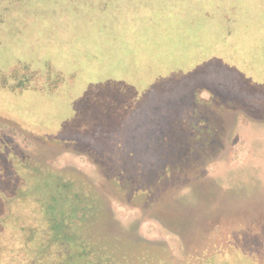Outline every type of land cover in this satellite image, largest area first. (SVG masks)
Listing matches in <instances>:
<instances>
[{
    "label": "rangeland",
    "instance_id": "obj_1",
    "mask_svg": "<svg viewBox=\"0 0 264 264\" xmlns=\"http://www.w3.org/2000/svg\"><path fill=\"white\" fill-rule=\"evenodd\" d=\"M60 182L100 259L264 264V0H0V214Z\"/></svg>",
    "mask_w": 264,
    "mask_h": 264
},
{
    "label": "trees",
    "instance_id": "obj_2",
    "mask_svg": "<svg viewBox=\"0 0 264 264\" xmlns=\"http://www.w3.org/2000/svg\"><path fill=\"white\" fill-rule=\"evenodd\" d=\"M160 141L164 140L158 138L159 146ZM154 144L155 142L147 144V148L151 147L153 154L159 155L160 159L164 158L160 150L155 152ZM165 145L168 146L167 143ZM158 164L160 163H153L151 167L156 168L157 171ZM161 177L165 178L164 171ZM57 186L58 198H60L58 202L53 195L51 201L48 198L41 199L43 202L40 206L41 213H39L45 220L43 224L24 226L22 224L26 221L20 223L19 220L11 219L14 217L11 211L7 210L0 214V264H174L170 262L167 248L160 243L121 238L116 240L126 242L132 247H147V252L135 257L137 258L135 263L115 260L112 262L111 258L100 259L91 249L90 235L93 234L79 226L86 211L79 214L74 211V208L65 210L67 207L66 205H64L65 208L62 207V200L68 205L69 203L74 205L77 201L66 193L65 186L61 182ZM15 197H19L18 193ZM7 234L9 239H3L4 235L8 237ZM210 260L212 259H208L203 264H213Z\"/></svg>",
    "mask_w": 264,
    "mask_h": 264
}]
</instances>
